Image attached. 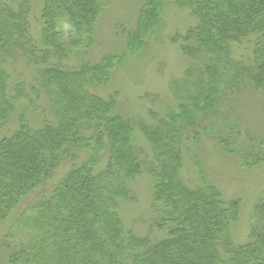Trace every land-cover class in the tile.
<instances>
[{"label":"trees","instance_id":"trees-1","mask_svg":"<svg viewBox=\"0 0 264 264\" xmlns=\"http://www.w3.org/2000/svg\"><path fill=\"white\" fill-rule=\"evenodd\" d=\"M35 1L0 0L6 263L264 264V196L253 204L246 241L236 243L243 200L207 183L199 161L202 131L241 168L264 164V141L243 129L233 111L247 91L261 96L264 109V0H141L134 26H119L124 49L98 62L85 55L110 0H42L34 16ZM168 4L193 19L172 41L197 63L173 85L176 104L154 124L139 126L152 152L157 239L124 221L120 204L142 172L140 151L133 121L116 113V92L100 91L163 30ZM64 23L73 26L67 34ZM189 136L199 186L182 178Z\"/></svg>","mask_w":264,"mask_h":264},{"label":"rangeland","instance_id":"rangeland-1","mask_svg":"<svg viewBox=\"0 0 264 264\" xmlns=\"http://www.w3.org/2000/svg\"><path fill=\"white\" fill-rule=\"evenodd\" d=\"M140 1L110 0V7L103 12L97 27L95 45L85 50L87 53L85 56H88L90 61L98 62L103 53L124 49L126 39L119 32V26L123 25L125 28L134 26ZM168 5L164 10L163 30L161 31V28L148 40L147 47L139 56L127 60L121 67L116 68L110 83L100 91L102 95L116 92V113L133 121L135 145L140 151L142 172L131 184V198L120 204L124 221L127 228L134 233L142 236L149 234L157 239L161 238L162 234L155 229V214L150 198L152 180L149 172L153 168L152 152L139 126L141 123L154 124L158 116H162L176 104L171 92L173 85L185 75L188 67H193L197 63L195 59L184 55L178 44L172 41L178 33L185 32L193 25V19L185 9ZM41 8L42 0H36L33 3L32 14L35 16ZM16 66L21 70L23 63H16ZM233 105L235 117L243 129L264 141V109L261 96L247 91L239 95L238 99L233 101ZM200 133L202 139L199 161L206 182L218 185L225 198L240 197L243 200L241 216L235 232L233 230V237L236 243L245 242L253 204L256 199L264 196V164L255 171H247L241 168L238 160L222 151L211 134L202 131ZM193 146L192 136H189L182 147L184 157L182 178L191 186H199L201 180L192 158ZM6 226L9 230V226L0 220V264H7L1 242Z\"/></svg>","mask_w":264,"mask_h":264},{"label":"clouds","instance_id":"clouds-1","mask_svg":"<svg viewBox=\"0 0 264 264\" xmlns=\"http://www.w3.org/2000/svg\"><path fill=\"white\" fill-rule=\"evenodd\" d=\"M62 27H63V30H64L65 34H67V32H68L70 29H72L73 26L70 25V24H68V23H64ZM56 30H57V31H60L61 29H60V27L58 26Z\"/></svg>","mask_w":264,"mask_h":264}]
</instances>
